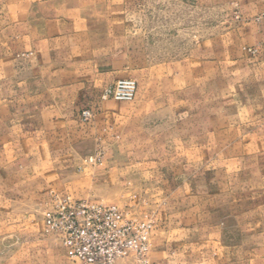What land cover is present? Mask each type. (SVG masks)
Here are the masks:
<instances>
[{
	"label": "crops",
	"instance_id": "1",
	"mask_svg": "<svg viewBox=\"0 0 264 264\" xmlns=\"http://www.w3.org/2000/svg\"><path fill=\"white\" fill-rule=\"evenodd\" d=\"M155 1L0 0V236L28 229L16 201L128 197L123 183L153 163L152 264H264V227L251 242L253 197L235 194L248 180L235 172L240 146L264 140V0H163L176 11L163 27L203 26L184 12L221 6L242 17L227 34L180 38L174 56L152 36ZM124 78L138 82L134 101L102 98ZM97 151L110 161L93 178L78 163ZM129 169L113 191L112 173ZM232 218L244 220L242 241Z\"/></svg>",
	"mask_w": 264,
	"mask_h": 264
},
{
	"label": "rangeland",
	"instance_id": "2",
	"mask_svg": "<svg viewBox=\"0 0 264 264\" xmlns=\"http://www.w3.org/2000/svg\"><path fill=\"white\" fill-rule=\"evenodd\" d=\"M163 2V0L152 2L154 6H150L146 13L150 19L155 20L156 22L160 21V27H151V30H153L152 36L154 41H156L155 43H157V46H161V48L166 47V49H171L173 56L179 52L180 49L178 47L181 48L182 46H186L185 43H178L180 38L183 40L184 36L189 37L191 33L198 34L199 36L203 34L204 39L216 31H218L219 34H227L231 30V26L234 24V19L239 20L242 18L239 10L231 11L230 8L221 6V8L216 11H200L198 14H195L194 12V16L192 11L184 12V14H187L188 18L190 15L192 18H201L203 20V26L197 28L192 27L191 25L185 26L182 21L174 19L173 22L167 20L174 25L171 27L170 25L163 27L162 24H165V20L168 18L167 15L170 13H172V15L176 13L174 10L170 12L171 6L168 7V10H165ZM174 8H178V6L176 5ZM178 13L180 12L178 11ZM258 18H264V13L259 14ZM155 32H157V35ZM170 35H174L172 40L169 39L171 38ZM165 38L167 40L166 43ZM256 114H259V111H257ZM259 141L253 139L248 145H246L247 148L244 149L240 146L241 153L239 156L241 158L239 163H236L235 165V172H240V180L242 179L244 182L245 178L246 180L248 179L246 184L244 183L241 188H237L235 194L238 196L239 194L249 193L253 197L252 208L254 213L252 220H248L252 227V244L255 243L256 232H259V230L264 227V204H262L264 203V140H262L261 143ZM90 156H94L93 161L89 160ZM107 158L108 156L99 153V151L84 156L79 160L78 170L82 173L87 172L89 175H92V177H98L102 172L105 163L110 161L108 160L109 158ZM115 161L126 163L127 159L124 156H120V158ZM155 167L156 166L153 163L140 164L139 182L134 183L133 186L131 183H123V185L129 187L127 188V191L131 190L135 192L134 194L130 193L128 197L125 196L113 199L112 197L98 198L97 196L90 197L89 195L80 196L81 198L86 199H100L105 202L118 200L117 202H119V205L129 213V216L154 220V229L150 240L151 250L146 257L147 261L141 263L134 256L127 257L132 258L134 264H152L151 252L153 250L155 230L157 229L155 208L158 204L156 199ZM131 173L132 169H129L128 171L121 170L119 173L113 172L112 177H114V182L113 186H111L113 187L112 190L116 191L118 187L116 184L119 185V183H116L115 181L116 174H119L121 178L126 179V175H132ZM94 180L91 185L92 189L95 190L96 188H99L101 184ZM82 189L83 187L81 190ZM37 201H25L23 203L16 201V203H13L19 214H22L20 219L27 223L28 229L22 236H0V264H80L78 260L72 259L67 255L66 250L61 245L56 234L46 231L44 212L49 207L51 195L49 193L44 194ZM242 206L243 204L240 205L239 208L236 207L237 213L241 212ZM19 210L22 212L20 213ZM25 212L26 217L23 214ZM230 221L231 225L236 228L237 242H239V240L242 241L241 239H243V236L238 234L244 225V220L232 218ZM245 237L247 238V236Z\"/></svg>",
	"mask_w": 264,
	"mask_h": 264
},
{
	"label": "built area",
	"instance_id": "3",
	"mask_svg": "<svg viewBox=\"0 0 264 264\" xmlns=\"http://www.w3.org/2000/svg\"><path fill=\"white\" fill-rule=\"evenodd\" d=\"M138 82L124 78L107 86L103 99L133 101ZM90 109L82 111L81 119L93 117ZM90 161L94 156H90ZM45 210V228L57 235L67 255L82 264H117L118 260L134 256L147 261L154 220L131 217L119 204L99 199L59 196L51 193Z\"/></svg>",
	"mask_w": 264,
	"mask_h": 264
}]
</instances>
